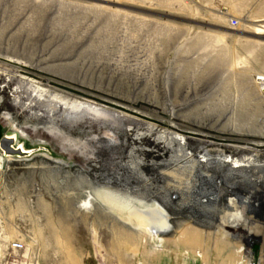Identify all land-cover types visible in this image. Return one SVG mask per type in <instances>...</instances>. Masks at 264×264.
<instances>
[{
	"label": "rangeland",
	"instance_id": "374dc122",
	"mask_svg": "<svg viewBox=\"0 0 264 264\" xmlns=\"http://www.w3.org/2000/svg\"><path fill=\"white\" fill-rule=\"evenodd\" d=\"M259 75L264 0H0V154L23 152L0 169V239L39 264H264V201L234 212L225 193L209 228L162 196L200 190L216 169L180 165L201 154L264 176ZM111 198L161 202L174 227L149 236Z\"/></svg>",
	"mask_w": 264,
	"mask_h": 264
},
{
	"label": "bare ground",
	"instance_id": "6f19581e",
	"mask_svg": "<svg viewBox=\"0 0 264 264\" xmlns=\"http://www.w3.org/2000/svg\"><path fill=\"white\" fill-rule=\"evenodd\" d=\"M244 21L255 22L254 20H250L248 18L247 19L244 18L243 22ZM254 28H255V34L263 33V29H261L259 26H254ZM256 81L258 87L261 90L262 97L264 100V75L257 76ZM40 91L42 92L43 90L40 89ZM255 110H259V107H257ZM178 138L179 139H175V140L176 141L178 140L179 144H184L186 142V138L183 135L178 136ZM9 143L10 140L8 139L2 142V144H4L2 147L4 148L3 151L5 152V155L2 153L0 154V169L6 166L8 161L7 156L12 155L9 153H13V154L18 153L17 155H19L20 157L21 155H23V152H21L20 150L18 149L13 150L11 147H8ZM201 155L202 156L200 157V159L195 161L191 160L192 159L191 155H189L190 157H186L187 159H185V161L188 160V158L191 159H189L187 163L185 162L186 164L180 165V167L182 166H183L182 168L185 167L184 170L190 174L196 165L203 166L204 168L213 166V168H215L216 170L210 176L204 177L202 179V184H200L201 186L200 190H196V191L188 190L186 192L184 191V193L182 194H180V192L179 193L176 192L174 195L171 194L172 196L169 193L170 190L168 192L167 191L162 192L163 193L162 196L166 198L169 205H171L174 209L176 208H178L179 210L186 209L188 211L189 217L196 219L198 223L200 222L201 224L208 226L209 228H211L213 225L216 224L217 221H219L218 208L219 205H221L222 201L224 200L225 193L234 195V197L237 198V203L236 204L232 203L233 206L229 205L228 210H232L235 212L234 209H236V207L242 209L244 213L247 212L259 213L260 210H263L261 201H264V176H258L257 174H252V175L249 174L250 173L249 171L252 168L250 165L251 163H253L254 158L252 159L251 157L250 158L243 157L237 159V158H233L232 155L228 156V155L220 154L219 155L220 158L218 157V159L213 161L209 158V154H204V155L201 154ZM9 158L11 159V157ZM194 162L195 164H193ZM180 167H178V169ZM225 168H227V172H225L222 175L221 172H223V169ZM254 168L257 169L258 166L256 167L254 166ZM194 172L192 173L193 175ZM243 188L245 189L243 190ZM111 200L114 201L115 205L121 207L122 211H124V214L126 213L127 220L134 223V225L138 230L145 231L149 236L158 237L160 235L162 236L169 234L174 227L173 221H174L175 213L168 206L161 204V202H155L154 205L145 206L144 202H142V204L139 205L133 200H130L127 204L126 203L122 204L116 200H113L112 198ZM90 204L91 201L89 199L85 202L83 206L86 209H90L91 207ZM45 208H49L48 205H46ZM231 215H233V213H231ZM227 217H228L227 214H224L222 218L220 217V221L222 223L225 222L224 220ZM235 217L231 216L230 218L231 222L236 223L235 225H240V224L245 225L247 226V229L253 227V223L255 222L245 219L242 220L241 218H235ZM219 227H220L219 231L222 233L221 235H223L225 239L226 238L229 239L230 236L228 235L229 232H227V228L222 229V226ZM128 236L125 237L126 242L127 240H129V238L131 239V235ZM152 249L150 251L152 256L156 255L158 251L154 249V247ZM238 255H240L239 252ZM253 258H254L253 253H251L250 257L248 258L246 256L245 259L246 260L248 259V261L249 260L253 261L254 260ZM263 261L264 259H261V262ZM231 263L233 264L234 261L231 260Z\"/></svg>",
	"mask_w": 264,
	"mask_h": 264
},
{
	"label": "built area",
	"instance_id": "2783aa9c",
	"mask_svg": "<svg viewBox=\"0 0 264 264\" xmlns=\"http://www.w3.org/2000/svg\"><path fill=\"white\" fill-rule=\"evenodd\" d=\"M233 26L238 24L236 19L231 20ZM22 240L0 239V264H39L38 256Z\"/></svg>",
	"mask_w": 264,
	"mask_h": 264
},
{
	"label": "crops",
	"instance_id": "0c3cea01",
	"mask_svg": "<svg viewBox=\"0 0 264 264\" xmlns=\"http://www.w3.org/2000/svg\"><path fill=\"white\" fill-rule=\"evenodd\" d=\"M233 2H238V0H232ZM202 6H207L208 4H217V5H221V3L223 2V0H200ZM137 232V231H136ZM156 249V248H155ZM30 250V249H29ZM28 250V251H29ZM250 264V263H249Z\"/></svg>",
	"mask_w": 264,
	"mask_h": 264
}]
</instances>
